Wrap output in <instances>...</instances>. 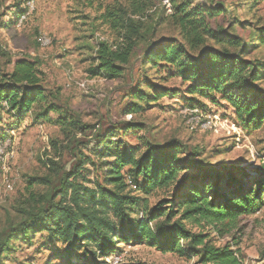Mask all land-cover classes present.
I'll list each match as a JSON object with an SVG mask.
<instances>
[{
	"label": "trees",
	"instance_id": "16d2710c",
	"mask_svg": "<svg viewBox=\"0 0 264 264\" xmlns=\"http://www.w3.org/2000/svg\"><path fill=\"white\" fill-rule=\"evenodd\" d=\"M154 1L129 0L126 8L110 7L101 16L120 39L99 45L91 74L121 78L139 43L146 42L144 65L154 75L172 69L170 75L180 80L192 103L189 108L204 107V100L225 103L241 126L261 129L264 60L248 57L257 44L264 45V26L254 36L257 44L246 43L235 32L211 28L210 21L226 12L224 6L169 0L172 13L160 21L167 22L174 34L150 41L155 27L147 24L152 18L147 13ZM23 11H18L17 19ZM159 84H149L148 92L133 90L126 113L137 114L143 104L171 93ZM55 101L56 95L47 94L36 61L19 59L9 73L0 69V120L4 113L19 122L32 116L69 134L88 128ZM51 113L58 115L56 120ZM142 129L138 121L111 126L97 135L90 156H83L73 169L63 171L59 162L49 159L47 176L30 177L26 195L15 208L16 218L0 231V264L14 257L19 243L29 248L40 244L51 253V260L62 264H104L119 245L130 243L196 258L199 264H243L235 238L224 246H217L216 240L230 234L240 217L260 211L264 166L252 177L246 169L199 160L198 149L177 139L162 147L147 143L141 155L138 148H123L122 140L116 139L121 132ZM4 140L1 136L0 143ZM58 145L52 144L57 157ZM86 165L97 171L95 180L84 178ZM150 195L160 196L152 208L146 199Z\"/></svg>",
	"mask_w": 264,
	"mask_h": 264
},
{
	"label": "rangeland",
	"instance_id": "374dc122",
	"mask_svg": "<svg viewBox=\"0 0 264 264\" xmlns=\"http://www.w3.org/2000/svg\"><path fill=\"white\" fill-rule=\"evenodd\" d=\"M34 10L17 28V13L24 7V0H0V69L9 73L14 62L30 59L38 63L47 94L56 95V104L74 118H79L85 131L64 132L55 123L35 121L28 116L19 122L7 114L0 120V137L8 145L0 156V231L7 221L16 218L15 208L26 195L30 177L49 174L45 165L49 159L59 162L63 171L71 170L83 158L90 156L97 135L111 126L138 121L144 129L120 133L123 148H138V155L146 151L147 143L162 147L177 139L188 148H196L199 160L223 167L246 169L256 176L264 166V126L250 130L241 126L233 111L225 103L215 105L207 100L198 107L197 114L190 113L192 104L185 94V87L170 68L155 74L144 65L146 42H140L121 78L108 80L96 77L91 71L97 66V50L101 43H116L120 38L109 24L101 20L108 8L129 6V0H31ZM154 1V0H153ZM21 5V9L15 8ZM147 14V21L155 27L150 41L173 36L174 32L163 22L168 16L166 6L155 0ZM224 6L226 12L210 21L214 30L235 32L246 43L257 44V29L264 26V2L256 0H194L193 6ZM19 17V15H18ZM160 18H164L160 21ZM41 40L49 44L42 46ZM248 59L264 60V45L257 44ZM159 78V79H158ZM160 83V84H159ZM149 84L160 85L171 91L160 101L143 104L137 114H127L129 94L135 89L151 91ZM261 87L264 89V82ZM56 120L58 115L51 113ZM211 123L206 129L205 124ZM61 148L55 156L52 144ZM6 166V171L4 170ZM125 172V171H124ZM86 180L98 177L97 171L86 165ZM102 179V178H101ZM12 185L7 191L5 181ZM59 179L56 180V182ZM87 183V181L85 182ZM43 190V189H42ZM138 196V195H137ZM160 196L146 197L150 208L155 207ZM213 238L216 237L212 233ZM239 243L243 264H264V201L258 213L242 216L233 231L217 237L216 245ZM234 240V241H233ZM38 243V242H37ZM51 253L40 244L29 248L19 243V249L5 264H62L50 259ZM199 264L179 254L161 253L146 244H121L119 251L103 260L104 264Z\"/></svg>",
	"mask_w": 264,
	"mask_h": 264
},
{
	"label": "built area",
	"instance_id": "2783aa9c",
	"mask_svg": "<svg viewBox=\"0 0 264 264\" xmlns=\"http://www.w3.org/2000/svg\"><path fill=\"white\" fill-rule=\"evenodd\" d=\"M163 2V4L166 6L167 9V14H171L172 13V8H171V3L169 0H161ZM24 11L19 15L15 26L17 28H20L24 22H26V20L28 19V17L30 16V14L33 12L34 10V2L31 0H24ZM49 44V42L47 40H41V44L42 46H47ZM190 113L192 114H197L198 112H200L198 109H192L190 108ZM211 123H207L204 125V127L209 128L211 125ZM8 145L5 144V142L0 143V156H2L4 154V150ZM4 170L6 171V166L3 167ZM127 183L129 184V186H132V181L130 178L127 179ZM5 187L7 191H11L12 190V185L10 184V182L8 180L5 181ZM106 259V258H105ZM120 259L117 260V262H114L112 264H119Z\"/></svg>",
	"mask_w": 264,
	"mask_h": 264
}]
</instances>
